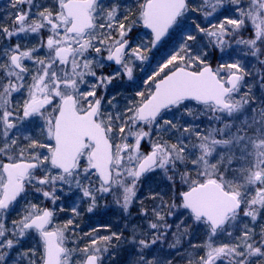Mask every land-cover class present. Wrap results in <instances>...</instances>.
I'll return each mask as SVG.
<instances>
[{"label":"snow or ice","instance_id":"snow-or-ice-1","mask_svg":"<svg viewBox=\"0 0 264 264\" xmlns=\"http://www.w3.org/2000/svg\"><path fill=\"white\" fill-rule=\"evenodd\" d=\"M10 9L0 20V264H111L117 242L134 246L136 264H172L151 255L170 233L168 248L196 250L187 264H264V0ZM137 28L147 32L133 37ZM173 30L181 41L151 85L120 94L114 82L133 81ZM153 175L170 195L150 190L149 213L138 193ZM61 194L80 201L63 223ZM109 197L125 217L138 202L146 229L78 233L81 205L92 214Z\"/></svg>","mask_w":264,"mask_h":264},{"label":"trees","instance_id":"trees-1","mask_svg":"<svg viewBox=\"0 0 264 264\" xmlns=\"http://www.w3.org/2000/svg\"><path fill=\"white\" fill-rule=\"evenodd\" d=\"M250 33L245 32L243 33V38L247 39L249 38ZM233 47H236L233 43ZM239 53V50H237V54ZM220 53H216V56L219 57ZM249 59L250 58H246ZM217 61L214 60L213 63H216ZM251 63H254V61H251ZM251 82H254L258 85V80H253ZM254 91L256 92L257 96L260 95L259 89L254 88ZM197 124L201 125L202 127L207 124L206 119H202L200 121H196ZM149 184L151 185V189L149 188L148 184H145L141 187L140 192L138 193V197L140 199H143L145 201V204L149 208V213L151 212V207L153 204V201L148 200L147 196L149 194V191H156L159 190L161 192L167 193L168 189L163 186L164 182L161 180V177L158 175H153V179L149 181ZM159 186V187H158ZM104 205L105 202L101 201V205ZM108 210L106 212L100 213V207L97 209L95 213L88 214L86 211H84L83 207L81 208L82 214L79 218V224L80 227L77 229L78 233H84L91 231L90 229L97 227L100 228L101 231L98 233L99 235H110L111 232H123L124 237L131 238V232L133 227L144 228L146 229V221L138 215V210L140 208V204L137 202L133 205L132 208H130V216L125 217V215L122 213V211L117 208L115 205L111 204V198H108ZM13 219L16 218L15 215L12 217ZM71 218V215L68 214L64 217V220ZM174 219V218H173ZM170 223L172 220L169 221ZM105 226H110L111 231H104ZM88 238L85 237L84 240L80 241V245L83 246L84 242ZM204 239V235L202 232L195 231L192 234L191 242L192 243H200ZM173 236L170 233L168 236L167 242L161 247L159 245L154 246V250L152 251L151 255L155 256L157 258H167L172 261V264H187L189 256L195 255L196 250L189 248L188 240H185L181 246H179L176 249H170L168 248V244L172 243ZM120 244L118 248L112 249L113 253L115 254V259L111 261V264H136L138 260V255L136 253V250L133 245L117 242Z\"/></svg>","mask_w":264,"mask_h":264},{"label":"rangeland","instance_id":"rangeland-1","mask_svg":"<svg viewBox=\"0 0 264 264\" xmlns=\"http://www.w3.org/2000/svg\"><path fill=\"white\" fill-rule=\"evenodd\" d=\"M121 2L126 4L128 7H132L133 5L136 4L137 0H121ZM9 11H11L10 0H0V13L4 15L5 21H6L7 13ZM145 32L147 31L144 30L143 28H137L134 29L132 36L133 37H136L138 35L142 36ZM147 38L150 39V35ZM181 38L182 37L180 32L178 30H173L170 36L165 37L164 40L157 46V48L154 49L152 53L149 54L150 56L149 61H147L143 65H139L136 68L133 81L129 82L127 80H124L122 82H114L118 84L120 94L129 96V95H133L136 91L146 90V88H148L151 85V81H149L148 84H145V81L148 80V78L152 75V73L157 70L158 65L163 62V60L168 56V54L171 53L176 47H178ZM20 39L22 40L23 38ZM112 70L113 67L106 68L105 72H111ZM165 71H167V69ZM126 89H128V91H126ZM115 91H116L115 88L111 90L112 93H114ZM61 196L62 199L57 202V206L58 207L63 206L69 209L66 212H58L57 214L56 217L57 221L63 223L64 217L67 214L69 216L71 215L70 208L74 205V203H79L80 201H79V197L76 195H73L71 198L65 196L64 194H61ZM49 206L51 205L49 204ZM82 206L86 207V205H81V208ZM108 209H109L108 207H105L102 204L99 212L103 213L106 212Z\"/></svg>","mask_w":264,"mask_h":264},{"label":"flooded vegetation","instance_id":"flooded-vegetation-1","mask_svg":"<svg viewBox=\"0 0 264 264\" xmlns=\"http://www.w3.org/2000/svg\"><path fill=\"white\" fill-rule=\"evenodd\" d=\"M0 20H4L5 21L4 15L2 16V13H0Z\"/></svg>","mask_w":264,"mask_h":264},{"label":"bare ground","instance_id":"bare-ground-1","mask_svg":"<svg viewBox=\"0 0 264 264\" xmlns=\"http://www.w3.org/2000/svg\"><path fill=\"white\" fill-rule=\"evenodd\" d=\"M65 221V220H64Z\"/></svg>","mask_w":264,"mask_h":264}]
</instances>
